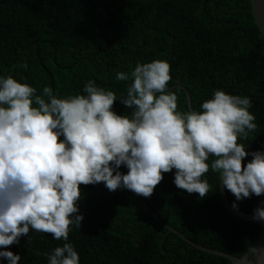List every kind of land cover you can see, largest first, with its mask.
<instances>
[{"label":"trees","instance_id":"obj_1","mask_svg":"<svg viewBox=\"0 0 264 264\" xmlns=\"http://www.w3.org/2000/svg\"><path fill=\"white\" fill-rule=\"evenodd\" d=\"M154 60L169 63L167 87L181 113L189 109L179 87L198 112L216 90L250 98L257 129L238 143L248 152L264 151V40L251 0H0V78L12 76L37 94L49 86L57 98L83 95L91 80L114 92V112L131 118L133 109L119 99L132 81H118L116 74L130 75L137 64ZM174 173L163 174L151 197L139 196L150 210L199 246L233 256L245 252L261 228L226 210L219 175L209 167L202 176L210 190L201 199L178 189ZM80 187L84 219L81 228L70 226L67 241L30 229L0 251L21 256L19 264H48L45 253L70 243L79 264H231L170 233L131 191L110 192L103 183ZM225 192L247 215L264 201V195L236 201ZM0 264L8 261L0 257Z\"/></svg>","mask_w":264,"mask_h":264},{"label":"clouds","instance_id":"obj_2","mask_svg":"<svg viewBox=\"0 0 264 264\" xmlns=\"http://www.w3.org/2000/svg\"><path fill=\"white\" fill-rule=\"evenodd\" d=\"M116 79L132 81L119 99L133 109L131 118L114 112V92L91 80L83 95L57 98L49 86L37 94L12 76L0 78V248L18 244L30 229L67 241L70 226L81 228L84 219L77 205L81 185L103 183L110 192L124 188L149 198L163 174L175 170V186L204 199L210 185L202 176L211 167L236 201L264 195V151L238 143L257 129L250 98L216 90L202 111L181 113L167 87L170 65L161 60ZM232 208L239 210L235 202ZM252 218L264 222V201ZM0 257L8 264L21 260L6 250ZM231 260L264 264V245L248 244ZM48 264H79V255L65 243Z\"/></svg>","mask_w":264,"mask_h":264},{"label":"water","instance_id":"obj_3","mask_svg":"<svg viewBox=\"0 0 264 264\" xmlns=\"http://www.w3.org/2000/svg\"><path fill=\"white\" fill-rule=\"evenodd\" d=\"M251 7H252V14H253V18L255 21V24L257 26V28L259 29L260 35L264 40V0H251ZM181 90H184L186 92V99H187V106L190 111H193L192 109V104H191V98L189 93L186 91L185 88L183 87H179ZM130 191V190H129ZM132 192V191H131ZM133 193V192H132ZM138 199L139 201L142 203V205L144 206V208L154 217V219L159 222L161 225H163L166 229H168V231L170 233H173L175 235H177L179 238H181L183 241H185L186 243H188L189 245H191L192 247L196 248L197 250L209 253L211 255H215L217 257H222L225 258L227 260L230 261V263L232 264V260L231 258L233 257V255L230 254H226L223 252H219V251H214V250H210L207 248H204L202 246H199L193 242H191L190 240H188L186 237H184L182 234H180L179 232H177L175 229L167 226L162 220H160L156 214H154V212H152V210H150V208L146 205V203L139 197L137 196L135 193H133ZM220 196L223 202L224 207L226 208V210L232 214L234 217L243 220V221H247L250 223H253L255 225H257L258 227L261 228V233L260 235L257 237V239L251 244V245H264V222L262 221H255L253 220V216L252 215H247L244 213H241L239 211H236L232 208V206L230 205L228 198L226 196V192L225 189L223 188L222 185H220ZM46 257H48V254H44ZM234 264H236V262L234 261Z\"/></svg>","mask_w":264,"mask_h":264}]
</instances>
